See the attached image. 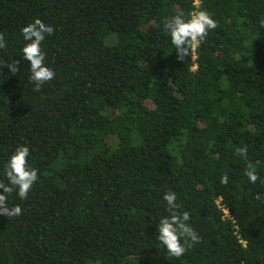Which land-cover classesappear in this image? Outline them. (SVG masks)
I'll return each mask as SVG.
<instances>
[{
    "label": "trees",
    "instance_id": "1",
    "mask_svg": "<svg viewBox=\"0 0 264 264\" xmlns=\"http://www.w3.org/2000/svg\"><path fill=\"white\" fill-rule=\"evenodd\" d=\"M195 10L218 27L181 61L165 21ZM262 17L264 0H0V65L20 62L0 66V182L21 145L39 177L8 197L0 264H264V184L245 175L264 178ZM37 18L55 29L39 92L21 35ZM167 191L201 237L178 259L156 239Z\"/></svg>",
    "mask_w": 264,
    "mask_h": 264
},
{
    "label": "clouds",
    "instance_id": "2",
    "mask_svg": "<svg viewBox=\"0 0 264 264\" xmlns=\"http://www.w3.org/2000/svg\"><path fill=\"white\" fill-rule=\"evenodd\" d=\"M184 13L178 12L170 18H166L165 29L170 34L171 43L175 46L178 59L184 61L186 57L191 56L194 59V53L197 45L205 40L210 30H215L218 23L213 19L212 14L205 10H198L191 14L190 19H184ZM258 23L264 28V17ZM55 29L51 25H46L42 20L35 19L21 30V35L28 43L22 49L23 60L30 62V81L35 84L34 91H41L42 86L55 78V72L45 65L46 55L41 48L46 36H51ZM5 34L0 32V50L6 49ZM12 75L20 71V62L13 60L11 63H5ZM2 64L0 66H3ZM247 147H237L236 155L247 159ZM30 149L27 146H19L9 161L4 166L5 175L8 183L0 182V189H3L0 195V216H6L10 220L19 217L22 214V208L19 205L9 207L8 197L15 191L20 199L26 200L33 185L38 180V170L29 165ZM252 184L258 181L264 184V178L256 173L254 164L248 163L245 171ZM228 175L220 179V183L227 186ZM256 199H264V193H258ZM166 201L169 215L160 220L157 227L156 239L160 245L167 249L170 257L180 258L185 252L195 244L201 242V237L187 223L190 220L188 211H181V206L176 202L177 194L167 191L163 195Z\"/></svg>",
    "mask_w": 264,
    "mask_h": 264
},
{
    "label": "built area",
    "instance_id": "3",
    "mask_svg": "<svg viewBox=\"0 0 264 264\" xmlns=\"http://www.w3.org/2000/svg\"><path fill=\"white\" fill-rule=\"evenodd\" d=\"M200 5H201V0H194V6H195L196 8H199ZM194 12H196V10H195ZM194 12H193V13H194ZM225 213H226L227 216H229V212H228L227 210H225Z\"/></svg>",
    "mask_w": 264,
    "mask_h": 264
}]
</instances>
